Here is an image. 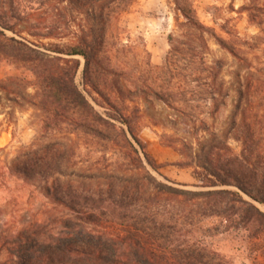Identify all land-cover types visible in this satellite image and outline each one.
<instances>
[{
	"label": "trees",
	"instance_id": "obj_1",
	"mask_svg": "<svg viewBox=\"0 0 264 264\" xmlns=\"http://www.w3.org/2000/svg\"><path fill=\"white\" fill-rule=\"evenodd\" d=\"M173 1L180 33L169 34L166 59L156 66L147 51L145 63L134 61L138 47L121 40L120 18L136 0H0V63L34 74L33 104L49 131L19 151L12 169L70 213L4 237L9 257L0 264H231L196 238L218 229H205V221L217 217L253 237L264 231L257 205H264L263 139L239 113L241 121H231L237 153L228 136L209 132L194 114L208 101L214 118L231 97L221 61L205 58L207 36L237 54L200 21L191 0ZM23 3L37 7L24 10ZM80 58L83 89L76 82ZM26 86L19 77L0 78L11 101H28ZM248 91L264 100V81L236 89L239 109ZM142 97L175 112V134L161 142L182 155L176 165L192 169L198 189L152 172L160 166L139 135ZM56 133L74 139L45 141Z\"/></svg>",
	"mask_w": 264,
	"mask_h": 264
},
{
	"label": "rangeland",
	"instance_id": "obj_2",
	"mask_svg": "<svg viewBox=\"0 0 264 264\" xmlns=\"http://www.w3.org/2000/svg\"><path fill=\"white\" fill-rule=\"evenodd\" d=\"M191 1L200 21L210 27L216 36L237 54L234 56L214 36H207L209 48L203 50L205 58L210 63L221 61L220 79L224 80L226 86L231 89V97L228 105L214 118L209 115L208 101L201 102L200 108L194 114L206 121L210 128L209 132L228 136L230 145L239 153L242 147L234 139L237 128H232L231 121L235 119L241 121L240 114L245 112L246 121L253 124L256 133L263 139L264 147V100L254 97L253 92L248 91L239 109L236 92L237 88L250 87L254 78L264 81V0ZM30 7H37V4L22 5L24 10H29ZM247 8L253 9L251 13L257 15L256 21H252ZM179 20L182 21L183 18L173 0H136L129 11L120 18V25L124 30L121 40L125 44L138 47L140 56L134 61L145 63L147 61L145 51H147L153 65H162L170 49L169 34L180 33ZM49 41L67 42L66 39ZM80 59L82 66L76 82L83 89L85 60ZM5 77H19L27 81L28 89L23 95L28 101L22 99L11 101L9 98H15L6 92H0V113L4 114L0 122V135L3 136L0 140V259L2 260L9 257L8 252L2 250L4 237L16 235L34 223L43 224L51 218L70 214L66 208L54 203L38 186L26 182L12 169V163L19 151L31 145L42 133L48 135L49 131L44 129L42 112L33 104V98L37 93L33 85L34 74L26 68L3 61L0 63V78ZM137 102L142 111L139 135L154 158L152 142L157 141L162 144L163 134H175L169 123L172 119L171 115H175V112L157 100L148 103L146 98L142 97ZM98 109L104 111L101 107ZM179 135L183 134L179 133ZM50 138L68 142V139H74V136L56 133L44 139L49 141ZM82 151L85 154L86 150ZM170 151L177 153V159L158 163L154 158L160 169L159 172L154 170L152 172L160 179L166 176L175 182L187 185V188L198 189L196 187L198 181L194 178L192 169L180 168L176 165L184 161L182 155L173 148H170ZM245 198L251 200L247 196ZM257 205L264 211V205ZM227 225V222L217 217L208 219L204 223V228L218 229L208 234L198 231L195 236L231 264H264V231L253 237L246 229L227 228Z\"/></svg>",
	"mask_w": 264,
	"mask_h": 264
},
{
	"label": "crops",
	"instance_id": "obj_3",
	"mask_svg": "<svg viewBox=\"0 0 264 264\" xmlns=\"http://www.w3.org/2000/svg\"><path fill=\"white\" fill-rule=\"evenodd\" d=\"M4 114L0 113V122L3 120ZM3 139V136L0 135V140ZM152 146L154 148V158L158 163L170 162L174 159H177L176 152L170 151L169 147H165L157 141L152 142Z\"/></svg>",
	"mask_w": 264,
	"mask_h": 264
}]
</instances>
